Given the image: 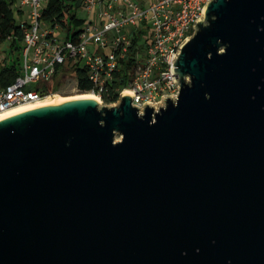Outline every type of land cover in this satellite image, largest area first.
Here are the masks:
<instances>
[{
    "label": "water",
    "instance_id": "95a60500",
    "mask_svg": "<svg viewBox=\"0 0 264 264\" xmlns=\"http://www.w3.org/2000/svg\"><path fill=\"white\" fill-rule=\"evenodd\" d=\"M144 113L0 119V264H264V0H211Z\"/></svg>",
    "mask_w": 264,
    "mask_h": 264
},
{
    "label": "built area",
    "instance_id": "2783aa9c",
    "mask_svg": "<svg viewBox=\"0 0 264 264\" xmlns=\"http://www.w3.org/2000/svg\"><path fill=\"white\" fill-rule=\"evenodd\" d=\"M210 1L77 0L87 18L77 40L72 41L61 26L52 27L43 20L49 0H20L30 10L28 21L18 22L24 31L21 74L0 89V115L20 107L40 106L54 96L46 95L45 89L53 85L59 73L69 70L58 69L68 62L86 71L93 87L89 94L104 103L108 84L121 76L127 60L132 62L128 87L111 105L129 93L134 95L133 106L140 108V114L146 103L159 111L166 98H179L175 58L181 45L193 37L194 26Z\"/></svg>",
    "mask_w": 264,
    "mask_h": 264
},
{
    "label": "trees",
    "instance_id": "16d2710c",
    "mask_svg": "<svg viewBox=\"0 0 264 264\" xmlns=\"http://www.w3.org/2000/svg\"><path fill=\"white\" fill-rule=\"evenodd\" d=\"M43 20L52 27L61 26L66 32L68 40L75 41L79 36L81 27L85 20L77 17L74 11L73 0H49L47 8L43 13ZM10 43L12 54L17 55V59L12 64L5 61V65L0 67V89L14 83L21 74L20 54L23 49L24 31L21 29L13 8L11 0H0V45ZM4 64V63H3ZM66 67L73 70L77 79L78 89L83 94H89L93 89L90 80L84 69H75L72 62L61 65L58 69ZM132 68L131 60L124 63V69L117 80L108 84V92L103 96L105 105L114 104L119 100L120 92L128 87L129 70ZM60 88L54 84L45 89L47 94H57Z\"/></svg>",
    "mask_w": 264,
    "mask_h": 264
},
{
    "label": "rangeland",
    "instance_id": "374dc122",
    "mask_svg": "<svg viewBox=\"0 0 264 264\" xmlns=\"http://www.w3.org/2000/svg\"><path fill=\"white\" fill-rule=\"evenodd\" d=\"M73 1H74V11L76 12L77 17L80 19L82 18L86 19L87 18L86 11L78 7L77 0H73ZM59 36L60 38L65 37L64 35H59ZM16 59H17V55L12 54L10 50L9 42L0 45V67H2V65L3 66L5 65V61L8 62V64H12ZM54 84H56L60 88L59 93L55 94L54 96L57 95L60 97L75 98L77 96L85 95L79 91L77 87L75 75L70 70H64L63 72L59 73L58 77H56L53 82V86Z\"/></svg>",
    "mask_w": 264,
    "mask_h": 264
},
{
    "label": "bare ground",
    "instance_id": "6f19581e",
    "mask_svg": "<svg viewBox=\"0 0 264 264\" xmlns=\"http://www.w3.org/2000/svg\"><path fill=\"white\" fill-rule=\"evenodd\" d=\"M78 98L81 97V98H96L94 95L92 94H85V95H82V96H77ZM69 99H73V98H67V97H60V96H51L49 97L48 99L44 100L43 102H41L40 106L42 105H50V104H56V103H60L62 101H66V100H69ZM97 99V98H96ZM38 107V106H37ZM32 108L31 106H27V107H20V108H17V109H14L10 112H7V113H3L0 115V119H3L5 117H8L12 114H15V113H18V112H21V111H24V110H27V109H30Z\"/></svg>",
    "mask_w": 264,
    "mask_h": 264
},
{
    "label": "crops",
    "instance_id": "0c3cea01",
    "mask_svg": "<svg viewBox=\"0 0 264 264\" xmlns=\"http://www.w3.org/2000/svg\"><path fill=\"white\" fill-rule=\"evenodd\" d=\"M11 2L13 3V8L15 11V17H16L17 21L18 22L28 21V15H29L30 10L27 7H23L20 4V0H11Z\"/></svg>",
    "mask_w": 264,
    "mask_h": 264
}]
</instances>
